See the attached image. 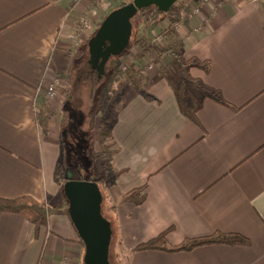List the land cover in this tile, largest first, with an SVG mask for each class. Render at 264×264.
I'll list each match as a JSON object with an SVG mask.
<instances>
[{"label": "crops", "instance_id": "1", "mask_svg": "<svg viewBox=\"0 0 264 264\" xmlns=\"http://www.w3.org/2000/svg\"><path fill=\"white\" fill-rule=\"evenodd\" d=\"M93 1L0 0V198L31 197L47 210L38 228L0 213V264H82L83 245L58 166L62 113L69 119L77 111L67 105V79L83 53L87 57L72 50L69 37ZM161 23L151 32L158 33ZM172 28L164 44H155L179 42L185 61L172 64L148 50L135 67L149 98L127 86L113 104L111 164L123 173L107 190L103 208L112 222L111 247L122 264H264V0H209ZM197 61L208 62V74L189 67ZM104 71L86 76L90 82L101 77L97 93L102 84L103 93L116 85L115 72ZM182 76L198 98L210 88L236 110L206 97L192 122L174 93ZM57 77L65 87L47 99L45 90ZM40 110L46 132L36 121ZM89 110H78L79 118H89ZM93 124L97 134L98 117ZM142 187L143 203L124 200ZM167 229L169 245L221 232L239 234L250 246L132 251Z\"/></svg>", "mask_w": 264, "mask_h": 264}, {"label": "trees", "instance_id": "2", "mask_svg": "<svg viewBox=\"0 0 264 264\" xmlns=\"http://www.w3.org/2000/svg\"><path fill=\"white\" fill-rule=\"evenodd\" d=\"M180 8L181 6L179 5V1H178L175 4H173V6H171V8L166 13L159 11L156 7H150L147 9L139 10L136 17L139 18V21L141 23L147 25L158 24L163 19L166 18L172 25L162 32V35L167 36L173 31L172 27L175 22V16L178 14ZM131 48L132 49L138 48V51L132 56V60H133L132 62L126 61L123 64L125 70H122L121 66L115 67L113 65V60L115 57H111L109 59L107 66L109 69H112L111 68L112 66L114 67V70L112 72H115L116 74V85L114 88L103 93V87L105 85L102 84L100 87V91L95 95L92 109L89 111L90 123L93 124L94 118H96V116L98 117L97 139L99 146L101 148L102 160L100 164L102 166V171L95 172L93 169H91L92 172L89 173L87 177L79 178L77 176H74V174L71 173L69 169L66 170V173H70L73 179L92 181L97 184L102 196L101 213L103 217L110 222L111 226H112L111 220L108 217H106L103 213V207H104L103 203L106 200L107 190L113 184L114 180L123 173V171H115L111 164V156L113 154V144L111 142L112 141L111 126L113 124L112 111H113L114 101L117 97H119L122 94L124 88L127 86H131L136 92L143 95L147 99L149 98V96L146 95L142 89V83H143L142 71L141 69H137L135 67V62L139 61L148 50H151L158 58L162 56L169 57L171 59L172 64L185 61L182 56V46L179 42H175L167 47H161L155 44V42L147 46L145 45V42L143 40L136 38V36L135 38L132 39V35H131L128 48L120 56L122 57L126 55V52L128 50L130 51ZM86 52H87V57L85 58V62L88 60V48ZM189 67H197L203 69L206 74H208L209 72V65L207 61H203V62L197 61L191 64ZM207 90H208V94H206V96L198 98L191 90L190 79L187 76H182L178 86L174 91L176 102L180 112L192 122L197 123V113L201 109L202 101L206 97H210L211 99L215 100L216 102L222 104L223 106L233 111L236 110L234 107L224 102L221 96L219 95V93L214 92L210 88H207ZM212 92H214V95H212ZM45 115L46 112L43 110H40L36 114V121L41 127L42 132L47 131V117ZM79 122H77L76 124L78 125V127L80 125ZM74 149L79 154H81L83 151L82 146L76 145ZM82 156L79 157L78 155H75L74 157H70L69 160L71 163L69 162L68 167L74 170V172L76 170H81V166L84 167L83 164H89V165L91 164L89 161L86 160L81 162ZM59 168L60 165L58 166V169ZM63 177L65 178L66 174ZM145 199H146V193L143 187L131 190L130 192L126 193L124 196L125 201L131 202L135 205L143 203ZM0 213H11V214L19 215L28 222L34 224L36 228L45 225L47 221L46 208L44 207L43 204L38 203L31 197H20L16 199L0 198ZM169 231L170 229L161 232L156 237L137 245L135 248H133L132 251L156 250L167 253H176V252H188L193 249L203 246H209V245L250 246V241L239 234H230V233L226 234L221 232H216L211 236H207V237L185 239L178 245H169L166 239V236ZM112 238H113V230H112L111 240ZM109 261L110 264H113L112 255H111V244L109 249Z\"/></svg>", "mask_w": 264, "mask_h": 264}, {"label": "water", "instance_id": "3", "mask_svg": "<svg viewBox=\"0 0 264 264\" xmlns=\"http://www.w3.org/2000/svg\"><path fill=\"white\" fill-rule=\"evenodd\" d=\"M180 0H132L109 12L87 42L88 61L104 73L111 57L120 56L129 46L132 20L139 10L156 7L166 13ZM62 186L69 204V217L83 245L82 264H110L112 229L101 213L102 196L96 183L76 180L66 173Z\"/></svg>", "mask_w": 264, "mask_h": 264}, {"label": "rangeland", "instance_id": "4", "mask_svg": "<svg viewBox=\"0 0 264 264\" xmlns=\"http://www.w3.org/2000/svg\"><path fill=\"white\" fill-rule=\"evenodd\" d=\"M100 2L103 5L101 8L97 9V14H96L95 18L93 19V21L90 25V28L87 31L83 32L82 39L78 42V45H71V48H73L72 50H76L79 48L78 53H80V54H81L82 50L83 51L87 50L88 40L91 38V36H93V34L97 30L99 24L104 19V17L109 12L114 10L115 8H118L122 5H126L128 3H131L132 0H129V2L127 0H94L91 3V5L89 6L90 9L95 8L97 6V4ZM179 5H180V3H179ZM151 26H153V25L152 24L147 25V24L141 23L139 21V18L135 16L132 20V34H131L132 39L135 38V36H136V38H138V39L141 38V40H143L144 42L151 44L154 42V39L156 37H159V38H162V43L164 44V37L162 35V32L164 31V29L166 27H168V21H164L163 23H161L159 25L160 29H159V32L156 34L151 32ZM133 49L135 50V48H133ZM133 49L131 48L130 51L128 50L126 52L127 62L128 61L130 62L129 58L132 59V56L136 53V51H132ZM83 54L86 56V53H83ZM84 55L82 56L83 59L86 58V57H84ZM120 58H121V56H116L114 58V60H113L114 66H115V64L119 63ZM84 62H85V60L80 61V58H79V60L74 65V69H73L74 72H73L71 81H69L67 79V85L65 87L66 88L65 98L67 99V98H69L68 96H72V100H71V98H69L68 99L69 103L66 102L67 105L69 104V106H70V104L72 102V105L76 108L77 111L78 110L84 111L85 115H87L86 112L88 111V109L89 108H90V110L92 109V106H93L92 102H94V99H95L94 94L97 93L96 88L100 84L102 79H101V77L98 79L94 78L90 82V80L86 76L89 73H93V72L91 71V69H89L87 67V65L83 64ZM125 62L126 61H124L123 63L121 62V65H123ZM82 64H83V66H82ZM111 68L112 69H109V71L114 70L113 66ZM90 75H95V74H90ZM78 100L83 102L84 105L82 106V103L80 105L79 104L80 102L78 103ZM68 107H67V109H68ZM77 111L72 112L70 115H72V114L73 115L69 119L65 115L66 112H63L61 122H60V127H62V131H63V134H62L63 135L62 136L63 155H62L61 160H60V168L58 169V175H59V178L61 179L62 183H63V181H65V178L63 176H65L67 169H69L71 171V173L74 174V176H77L79 178L80 177H87V175L92 172L91 169H93L95 172H101L102 171V166L100 164L101 160H102V155H101V148L99 146L98 139H97L96 128L93 129L92 126L94 124L90 123L89 118H87L86 116H85L86 118L84 117L81 120L78 116ZM96 119H97V117H96ZM77 122L80 123L79 127H78V125H76ZM67 125H68V127L66 128ZM72 126H74V127H72ZM70 127L72 129H74L72 131V134L70 133V129H71ZM76 145L82 146L83 151L81 154L76 152V150L74 149ZM75 155H78L79 157H81L83 155L82 160L80 159L81 162L86 160V161H89L91 164L90 165L89 164H83L84 167L81 166V170H76L75 171L76 173H75L74 170H72V169H70V167H68V164L70 162V160H69L70 157H74ZM89 162H87V163H89ZM105 203L106 202L103 203L104 206H105ZM111 255H112L113 264H122L120 258L114 253L113 246L111 247Z\"/></svg>", "mask_w": 264, "mask_h": 264}, {"label": "built area", "instance_id": "5", "mask_svg": "<svg viewBox=\"0 0 264 264\" xmlns=\"http://www.w3.org/2000/svg\"><path fill=\"white\" fill-rule=\"evenodd\" d=\"M129 2V0H127ZM209 0H180V10L175 16V22L173 27H177L179 23L186 17H191L193 15H198L201 12L202 4H206ZM102 3H98L95 8L89 9V12L80 17V25L74 33L70 35V42L72 45H78V42L82 39L83 32L87 31L90 28V25L97 14V9L102 7ZM95 22V21H94ZM97 24V23H96ZM95 24V25H96ZM154 42L161 44L162 38L156 37ZM132 61L131 58H129ZM121 69L125 70L124 65H121ZM64 84L61 81L60 77L55 78L45 90V96L47 99H52L59 92L63 91Z\"/></svg>", "mask_w": 264, "mask_h": 264}, {"label": "flooded vegetation", "instance_id": "6", "mask_svg": "<svg viewBox=\"0 0 264 264\" xmlns=\"http://www.w3.org/2000/svg\"><path fill=\"white\" fill-rule=\"evenodd\" d=\"M87 65V67L89 68V69H91V71L93 72V73H95L96 74V76H99L101 73H100V70H101V68L98 66V65H93L92 63H90V64H86Z\"/></svg>", "mask_w": 264, "mask_h": 264}]
</instances>
